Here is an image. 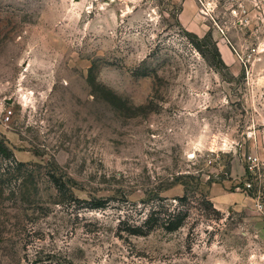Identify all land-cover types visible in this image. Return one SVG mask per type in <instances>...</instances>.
Instances as JSON below:
<instances>
[{"label": "rangeland", "instance_id": "374dc122", "mask_svg": "<svg viewBox=\"0 0 264 264\" xmlns=\"http://www.w3.org/2000/svg\"><path fill=\"white\" fill-rule=\"evenodd\" d=\"M181 3L0 0V264H264V3Z\"/></svg>", "mask_w": 264, "mask_h": 264}, {"label": "crops", "instance_id": "0c3cea01", "mask_svg": "<svg viewBox=\"0 0 264 264\" xmlns=\"http://www.w3.org/2000/svg\"><path fill=\"white\" fill-rule=\"evenodd\" d=\"M178 20L185 29L192 30L196 33L200 30L202 31V29H207L201 14L197 11L195 0H182L178 13ZM218 49L224 62L231 65L234 57L228 43L224 41V39L218 41ZM210 198L215 206L221 210L227 208L229 204H231L230 202H232V197L230 195L219 191V189L214 186L211 187Z\"/></svg>", "mask_w": 264, "mask_h": 264}, {"label": "built area", "instance_id": "2783aa9c", "mask_svg": "<svg viewBox=\"0 0 264 264\" xmlns=\"http://www.w3.org/2000/svg\"><path fill=\"white\" fill-rule=\"evenodd\" d=\"M198 2L200 3V6H201L200 9L202 10V12L209 14L211 11H213L216 8L219 0H198ZM263 3H264V0H254V4L258 7H261ZM235 11L236 9L233 8L232 12H235ZM252 49H255V48H252ZM249 158H251V156H249ZM246 168H247V171L249 172L250 171L249 169L252 168V165L247 164ZM244 183L247 187L251 186V182L248 179H246ZM255 205L259 211L263 210V203L260 200L257 199ZM263 221H264V217H263Z\"/></svg>", "mask_w": 264, "mask_h": 264}, {"label": "trees", "instance_id": "16d2710c", "mask_svg": "<svg viewBox=\"0 0 264 264\" xmlns=\"http://www.w3.org/2000/svg\"><path fill=\"white\" fill-rule=\"evenodd\" d=\"M218 52H219V50H218ZM7 150H8L7 147L0 141V151L3 152V153H7ZM102 202H103V200L100 199V200L94 201L92 204L100 205ZM171 216H173V217L169 218L170 222H171L172 218H173V221H176L180 217L179 214H177L176 216L175 215H171ZM174 216H175V220H174ZM56 264H61V263H56Z\"/></svg>", "mask_w": 264, "mask_h": 264}]
</instances>
